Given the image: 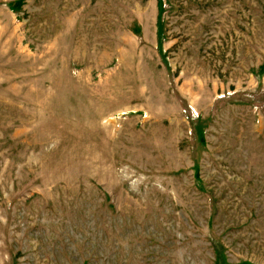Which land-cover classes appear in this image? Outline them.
I'll use <instances>...</instances> for the list:
<instances>
[{
	"label": "rangeland",
	"instance_id": "obj_1",
	"mask_svg": "<svg viewBox=\"0 0 264 264\" xmlns=\"http://www.w3.org/2000/svg\"><path fill=\"white\" fill-rule=\"evenodd\" d=\"M0 264H264V0H0Z\"/></svg>",
	"mask_w": 264,
	"mask_h": 264
}]
</instances>
